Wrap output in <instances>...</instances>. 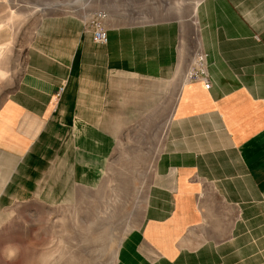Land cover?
<instances>
[{
    "label": "crops",
    "instance_id": "1",
    "mask_svg": "<svg viewBox=\"0 0 264 264\" xmlns=\"http://www.w3.org/2000/svg\"><path fill=\"white\" fill-rule=\"evenodd\" d=\"M230 1L217 0L225 12L223 23L204 38V76L183 83L170 112L161 172L173 176L172 189L160 184L170 195L157 203H169L171 212L149 218L141 231L159 264H220L229 256L227 264H264V0H233L240 9ZM107 34L104 45L92 34L52 42L63 48L54 54H74L69 63H35L34 74L0 103V207L28 197L58 204L77 186L102 178L117 130L132 120L126 107L134 101L128 82L139 73L136 54L144 56L147 73L157 70L153 45H138L121 30ZM43 54L34 51L35 59ZM53 71L63 74L52 77ZM221 161L231 168L227 175L241 172L248 186L238 236L222 257L202 243L206 227L197 196L198 178L221 183Z\"/></svg>",
    "mask_w": 264,
    "mask_h": 264
},
{
    "label": "rangeland",
    "instance_id": "2",
    "mask_svg": "<svg viewBox=\"0 0 264 264\" xmlns=\"http://www.w3.org/2000/svg\"><path fill=\"white\" fill-rule=\"evenodd\" d=\"M216 3L0 0V103L34 74L35 63L47 68L69 63L72 54H54L63 48H52V42L84 40L97 29L121 30L138 39V45H153L157 69L155 74L147 73L144 56L137 58L136 54L133 66L139 73L128 82L134 101L126 107L132 120L117 130L116 147L96 185L77 186L73 196L58 204L28 197L12 199L0 207V264H116L118 258L124 261L120 264H159L158 254L145 243L141 231L149 218L171 212L169 203H157L164 196L169 198L162 185L171 188L173 181L171 175L161 172L166 165L165 133L183 83L205 74L204 38L223 23L225 12ZM38 49L44 54L35 59ZM62 74L51 72L52 77ZM61 88L55 92L57 96ZM227 164L220 163L219 172L225 175L219 185L209 176L197 181L206 227L202 243L207 242L221 257L238 236L235 224L242 217L244 189L248 188L241 172L227 175L231 170ZM235 186L242 192L225 190ZM156 187L159 191H154ZM228 259L231 256L222 257L220 264H227Z\"/></svg>",
    "mask_w": 264,
    "mask_h": 264
},
{
    "label": "built area",
    "instance_id": "3",
    "mask_svg": "<svg viewBox=\"0 0 264 264\" xmlns=\"http://www.w3.org/2000/svg\"><path fill=\"white\" fill-rule=\"evenodd\" d=\"M106 38H107V32L104 29H97V30L92 32V39L95 42H99V43L105 42ZM204 86L208 88L209 83L206 82Z\"/></svg>",
    "mask_w": 264,
    "mask_h": 264
},
{
    "label": "bare ground",
    "instance_id": "4",
    "mask_svg": "<svg viewBox=\"0 0 264 264\" xmlns=\"http://www.w3.org/2000/svg\"><path fill=\"white\" fill-rule=\"evenodd\" d=\"M93 41H94V40H93ZM107 41H108V34H107V38H106V41H105V42H102V43L95 42V41H94V42H95V43H97V44H103V45H104V44H106V43H107Z\"/></svg>",
    "mask_w": 264,
    "mask_h": 264
}]
</instances>
